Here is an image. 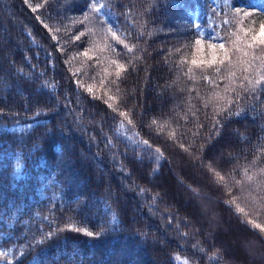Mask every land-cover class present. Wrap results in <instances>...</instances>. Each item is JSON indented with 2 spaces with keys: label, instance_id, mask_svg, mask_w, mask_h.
<instances>
[{
  "label": "trees",
  "instance_id": "16d2710c",
  "mask_svg": "<svg viewBox=\"0 0 264 264\" xmlns=\"http://www.w3.org/2000/svg\"><path fill=\"white\" fill-rule=\"evenodd\" d=\"M262 31L264 0H0V264H264Z\"/></svg>",
  "mask_w": 264,
  "mask_h": 264
},
{
  "label": "snow or ice",
  "instance_id": "6c2138e0",
  "mask_svg": "<svg viewBox=\"0 0 264 264\" xmlns=\"http://www.w3.org/2000/svg\"><path fill=\"white\" fill-rule=\"evenodd\" d=\"M25 2L27 3L28 0H25ZM37 7H39V5H38ZM33 10L35 11V9H33ZM93 10H94V11H99V9H95V8H93ZM261 35L264 36V31L261 32ZM197 43H199V41H197ZM221 47H223V45H221ZM119 71H120V69L118 68V74H119ZM89 90H91V89H89ZM121 115H125V114H124V113H121ZM146 143H147V142H146ZM157 151H159V149H157ZM257 227H259V225H257ZM86 234H87L88 236H93V235H94L92 232H87ZM97 235H98V234H97Z\"/></svg>",
  "mask_w": 264,
  "mask_h": 264
}]
</instances>
